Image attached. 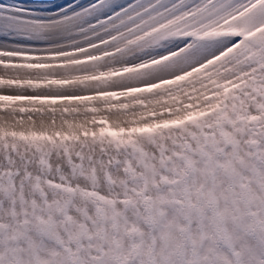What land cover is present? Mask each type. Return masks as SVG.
<instances>
[{
  "label": "snow or ice",
  "instance_id": "obj_1",
  "mask_svg": "<svg viewBox=\"0 0 264 264\" xmlns=\"http://www.w3.org/2000/svg\"><path fill=\"white\" fill-rule=\"evenodd\" d=\"M0 264H264V0H0Z\"/></svg>",
  "mask_w": 264,
  "mask_h": 264
}]
</instances>
